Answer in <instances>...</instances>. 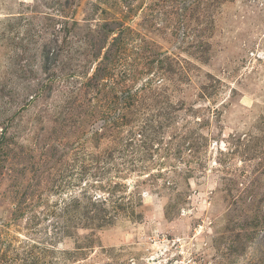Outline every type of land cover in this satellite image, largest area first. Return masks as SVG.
<instances>
[{"label": "rangeland", "instance_id": "374dc122", "mask_svg": "<svg viewBox=\"0 0 264 264\" xmlns=\"http://www.w3.org/2000/svg\"><path fill=\"white\" fill-rule=\"evenodd\" d=\"M0 264H264V0H0Z\"/></svg>", "mask_w": 264, "mask_h": 264}]
</instances>
